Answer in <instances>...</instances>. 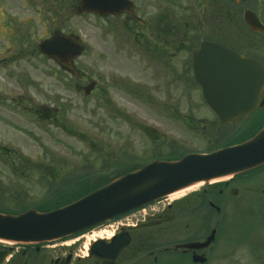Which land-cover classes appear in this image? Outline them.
Returning a JSON list of instances; mask_svg holds the SVG:
<instances>
[{
    "label": "rangeland",
    "instance_id": "rangeland-1",
    "mask_svg": "<svg viewBox=\"0 0 264 264\" xmlns=\"http://www.w3.org/2000/svg\"><path fill=\"white\" fill-rule=\"evenodd\" d=\"M79 1L0 0V97L5 99L0 102V191L5 187L21 194L25 206L47 193L54 181L49 180L51 172L60 173V181L74 179L96 172L106 161L112 167L100 172L115 175L130 164L128 159L133 163L152 154L207 153L243 126H220L193 85L192 74L182 76L187 73L180 66L187 60L182 50L189 35L169 39L165 47L145 30L142 36L154 48H164L161 56L147 42L125 34L123 26L133 25L124 13L103 18L81 14L75 9ZM194 1L133 0L134 13L153 27L157 23L151 19L170 13L185 33V22L198 16ZM255 3L264 6V0ZM55 30L74 34L86 47L74 61V73L35 49ZM177 48L181 51L176 53ZM91 80L98 87L86 96L83 89ZM143 127L153 132V140ZM68 186L72 191L76 185ZM185 196L171 197L168 203ZM184 206L191 208L188 202ZM226 210V225L233 226L232 201ZM95 232L98 236L91 233L84 239L88 251L99 237L100 230Z\"/></svg>",
    "mask_w": 264,
    "mask_h": 264
},
{
    "label": "water",
    "instance_id": "water-1",
    "mask_svg": "<svg viewBox=\"0 0 264 264\" xmlns=\"http://www.w3.org/2000/svg\"><path fill=\"white\" fill-rule=\"evenodd\" d=\"M132 7L129 0H82L78 11L103 16L120 14ZM244 18L251 30L264 32L254 13L246 11ZM39 49L67 69L72 68L73 61L85 50L72 36L60 33L40 43ZM194 66L203 98L223 123H234L256 112L264 90V68L258 63L231 54L221 46L205 43L195 54ZM244 82L255 84L242 85ZM94 86L95 83L91 84L85 93L89 94ZM262 165L264 127L252 139L239 145L141 166L59 210L45 213L30 210L21 215L0 212V241L42 244L69 238L184 189L234 177ZM211 241L212 238L208 243Z\"/></svg>",
    "mask_w": 264,
    "mask_h": 264
},
{
    "label": "flooded vegetation",
    "instance_id": "flooded-vegetation-1",
    "mask_svg": "<svg viewBox=\"0 0 264 264\" xmlns=\"http://www.w3.org/2000/svg\"><path fill=\"white\" fill-rule=\"evenodd\" d=\"M250 1L252 0L238 4L243 8V13L252 8ZM225 2H197L198 16L185 22L186 36L189 35L190 40L182 52L190 56L187 65H183L184 68L193 71V55L205 41L222 44L247 57L257 56V60L264 63V42L261 46L257 42V36L260 35L263 39V34L251 32L237 18L227 19ZM254 7L262 11L259 17L264 24L263 5L255 3ZM125 15L128 21L140 23L135 17ZM178 51L179 48L176 49ZM220 194L224 196L223 203H234V225L219 226L215 241L204 250L178 246H188L190 243L205 242L208 239L212 233V228L208 225L210 212L179 210L176 204L159 202L156 207L141 212L138 216L129 218L132 215H125L86 231L77 236L76 239L79 240L70 246L66 242L54 246L0 245V264H264V168L226 183ZM192 218L196 220L187 221ZM180 220L184 221V225H178ZM103 228L113 233L110 239H103L107 243L121 231L124 235L128 234L127 243L122 238L119 239L118 248L110 245L112 249L104 261L90 256L93 248V253L98 252L94 243L102 239L92 242L89 251L84 241L86 235L94 233V229L101 231ZM195 255L203 256L205 262H195Z\"/></svg>",
    "mask_w": 264,
    "mask_h": 264
},
{
    "label": "trees",
    "instance_id": "trees-1",
    "mask_svg": "<svg viewBox=\"0 0 264 264\" xmlns=\"http://www.w3.org/2000/svg\"><path fill=\"white\" fill-rule=\"evenodd\" d=\"M162 18H165L164 16ZM148 134L151 135V132L147 131ZM246 134V133H245ZM137 167H132L130 169H125L123 172H129ZM107 178L103 179L101 177H95L93 179V182L90 180V178L80 177L75 180V182L72 185H76L75 189L70 191L71 189L68 185L70 184H57L53 185V189L49 196L44 200L46 201L44 203V206L48 207V209H53L54 207H59L61 205L67 204L74 199L80 198L82 195H84L87 192L93 191L97 188H99L101 185L105 184L107 182Z\"/></svg>",
    "mask_w": 264,
    "mask_h": 264
},
{
    "label": "bare ground",
    "instance_id": "bare-ground-1",
    "mask_svg": "<svg viewBox=\"0 0 264 264\" xmlns=\"http://www.w3.org/2000/svg\"><path fill=\"white\" fill-rule=\"evenodd\" d=\"M202 185H203V184H199V185H195V186H193V187H190V188L184 189V190H182V191H179V192L175 193V195L173 194L171 197L175 198V200H178V199L184 197L185 195H187L188 193H191V192H193V191L196 192V190H197L198 188H200ZM171 197H170V198H171ZM170 198H168V200H170ZM92 235H93L92 237L98 236V235H97V232H94ZM105 235H107V236H105ZM112 236H113V233H112V232H110V231H108V230H106V229L101 230V231L99 232V237H97L96 239H93L89 244L91 245L92 242H95V240H98V239H102V240H103V239H107V238L110 239ZM87 238H90V235H86L85 239H87ZM78 240H79V239H73V240H70V241H68V244H66V245H67V246L73 245V244L76 243Z\"/></svg>",
    "mask_w": 264,
    "mask_h": 264
}]
</instances>
